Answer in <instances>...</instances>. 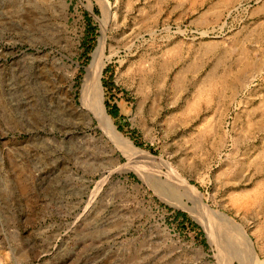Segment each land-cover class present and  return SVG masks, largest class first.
I'll list each match as a JSON object with an SVG mask.
<instances>
[{
    "label": "rangeland",
    "instance_id": "rangeland-1",
    "mask_svg": "<svg viewBox=\"0 0 264 264\" xmlns=\"http://www.w3.org/2000/svg\"><path fill=\"white\" fill-rule=\"evenodd\" d=\"M0 264H264V0H0Z\"/></svg>",
    "mask_w": 264,
    "mask_h": 264
},
{
    "label": "bare ground",
    "instance_id": "bare-ground-1",
    "mask_svg": "<svg viewBox=\"0 0 264 264\" xmlns=\"http://www.w3.org/2000/svg\"><path fill=\"white\" fill-rule=\"evenodd\" d=\"M103 1L105 5L106 0ZM102 50H103L102 40H99L96 49L91 55V61L88 67L86 68V73L81 87V101L84 106L88 107L90 110L93 111V114L96 116L101 127L112 138L116 139V141H118L119 143L121 142L123 143L124 141L122 147H124V149L129 151L130 153H133V150L135 148H133V146L129 142L125 140L121 141L120 135L113 128V125L108 115L104 112L101 106L99 76L101 73L102 60H103Z\"/></svg>",
    "mask_w": 264,
    "mask_h": 264
},
{
    "label": "trees",
    "instance_id": "trees-1",
    "mask_svg": "<svg viewBox=\"0 0 264 264\" xmlns=\"http://www.w3.org/2000/svg\"><path fill=\"white\" fill-rule=\"evenodd\" d=\"M108 113H109V115L111 117H116V115H117V109L115 107H112L111 109H109ZM180 216L184 217L183 214H180Z\"/></svg>",
    "mask_w": 264,
    "mask_h": 264
}]
</instances>
